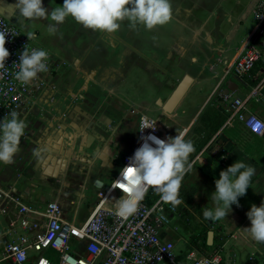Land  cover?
<instances>
[{
	"label": "crops",
	"instance_id": "obj_1",
	"mask_svg": "<svg viewBox=\"0 0 264 264\" xmlns=\"http://www.w3.org/2000/svg\"><path fill=\"white\" fill-rule=\"evenodd\" d=\"M262 1L171 0L170 20L152 29L132 27L125 19L117 30L106 32L69 16L49 32L48 24L55 23L50 18H22L17 0H0V14L23 31H34L35 48L49 53L48 68L58 67L31 81V96L19 115L26 122L19 151L10 163L0 161V189L35 210L29 213L32 229L24 228L12 224L15 206L0 200V255L5 243L19 234L32 239L43 230L46 217L41 211L49 201H59L68 220L84 221L95 201L93 192L99 189L95 181L100 180L103 189L135 151L141 115L156 121L166 117L163 137L182 132L194 145L195 128L210 124L208 115L214 113L213 123L220 119L222 124L191 160L177 206L181 203L195 212L190 206L198 205L197 214L201 207H214L215 179L237 159L255 167L251 186L228 215L208 223L198 214L196 233L205 227L213 231L210 243L207 235L209 247L201 240L199 247L189 241L180 246L177 214L173 229L163 234L174 241L182 260L194 250L220 253L222 264H264V243L241 229L250 226L246 213L251 205L264 200V135L230 117L231 102L246 98L251 87L262 83L264 94V33L259 39L262 57L255 67L242 80L232 73L255 29L256 8ZM62 3L43 0L49 10ZM186 79L190 81L184 97L168 113L165 103ZM249 108L264 120L263 102L250 100ZM82 207H87L84 214Z\"/></svg>",
	"mask_w": 264,
	"mask_h": 264
},
{
	"label": "built area",
	"instance_id": "obj_2",
	"mask_svg": "<svg viewBox=\"0 0 264 264\" xmlns=\"http://www.w3.org/2000/svg\"><path fill=\"white\" fill-rule=\"evenodd\" d=\"M0 31L8 34L5 46L10 52L5 63L0 65V119H2L5 116L10 117L12 111L20 115L22 107L32 93L31 81H36L42 72L28 83L19 82L14 75L18 70L19 54L24 47L35 48L34 38L29 40L27 32L2 14ZM263 33L264 1L256 8L255 29L243 53L233 64L232 73L236 78L244 79L261 59L262 48L259 39ZM15 62L17 63L14 65ZM262 88L263 84L258 83L250 88L246 98L234 99L231 102L230 116L243 121L252 133L260 136L264 135V120L250 110L249 102L255 100L264 103ZM145 123H153V126H156L154 129L151 128L153 131L158 128L154 118L141 115L139 127ZM139 127L136 148L140 146L142 142L140 138L145 131V129L141 131ZM130 156L125 158L123 165L127 164ZM111 198L114 196L109 197L108 191L100 194L90 206L87 218L82 222L68 220L59 201H49L41 211L46 217L43 230L32 239L21 233L15 240L5 243L0 261L8 260L15 264H222L223 257L217 252L202 255L191 250L184 260L180 259L174 241L168 234L166 236L163 234L173 229L172 222L176 214L177 218L181 217L176 205L165 203L159 198L152 205H148L142 199L135 213L121 215L115 205L109 204V201L117 202V198L114 201H111ZM0 200L13 204L17 209L12 224L17 223L24 228L32 229L29 213L35 212L34 209L11 191L0 189ZM4 208L6 210V207ZM47 252H54L55 255L47 256Z\"/></svg>",
	"mask_w": 264,
	"mask_h": 264
},
{
	"label": "clouds",
	"instance_id": "obj_3",
	"mask_svg": "<svg viewBox=\"0 0 264 264\" xmlns=\"http://www.w3.org/2000/svg\"><path fill=\"white\" fill-rule=\"evenodd\" d=\"M17 7L22 18H50L54 21L48 24L49 32H55L69 16L85 27L113 32L125 19L132 27L139 24L152 29L168 22L172 15L171 0H63L62 4L51 10L44 6L43 0H17ZM26 35L31 40L36 33L28 31ZM7 36L0 31V65L10 55L5 46ZM48 56L44 48L24 47L19 54L15 78L21 83H28L39 73L46 72ZM153 123H145L139 129H154L156 126ZM25 127V120L16 111H12L10 117L0 119V161L10 163L13 160L19 151ZM140 139L142 143L128 158L129 162L120 169L117 177L118 187L124 193L117 200L116 210L121 215L135 213L149 187L160 194L161 201L175 205L180 200L178 192L181 180L192 168L189 153L194 145L191 138L186 139L182 132L167 138L149 132ZM254 174L255 167L241 159L221 169L215 179V189L211 192L214 207H206L203 216L219 219L228 215L229 209L232 211L233 204L239 206V197L245 195L251 186ZM246 215L251 223L241 228L242 231L253 240L264 243V200L259 205L253 203Z\"/></svg>",
	"mask_w": 264,
	"mask_h": 264
},
{
	"label": "rangeland",
	"instance_id": "obj_4",
	"mask_svg": "<svg viewBox=\"0 0 264 264\" xmlns=\"http://www.w3.org/2000/svg\"><path fill=\"white\" fill-rule=\"evenodd\" d=\"M54 67L55 66H52V67L48 68L47 71H50V72H53V73L57 72L58 71V69H57L58 67H56V68H54ZM51 85L52 84H48L47 86L49 87ZM69 99H72V96H70ZM165 118L164 117H162L161 119L156 118L157 121L160 122V125H161L163 131L162 130L160 131L159 124H158V128H156L155 131L158 132V134L161 135V137L165 136L163 132H166L165 131V125H164L165 123H162L165 120ZM162 138H164V137H162ZM123 166L124 165H122L121 168ZM116 178H117V174L114 175L112 181H110L105 187H103V189H100L102 187H99V189H95V192H93L94 200H96L100 196V194H105L108 190H109L108 191L109 192V197H113L114 196V198H111V201L116 200V198L118 200L121 196H123L124 193L122 192V189H120L118 187V182H116L115 186L112 187V184L114 183ZM67 180H69L70 182H73L70 178L69 179L67 178ZM150 188H148L146 190L144 197L147 196V193H148ZM156 194L158 195L159 193L157 191H155V193L154 194L152 193L150 197L155 198ZM67 199H70L69 195H67ZM190 205H192V204H190ZM179 206L182 207L184 209L183 211L185 212V214H184V212L181 211L182 215H181V218H180V221H179V226H180L181 230L178 231V233L183 237L182 240L180 241V246L183 247V245H184V243L186 241H189L191 243V240H192L193 236L195 235L196 231L200 228V225H199V222H198V214L196 212V207L198 205L190 206L193 209V211H195L196 213L195 212H191L190 210L186 209L185 208L186 206L181 204V203H179ZM86 208L87 207H82L81 213L84 214ZM175 223H176V220H173L172 224L175 225ZM46 254H47V256H51V255L54 256L55 255L54 252H47ZM1 255H3V254H1ZM1 255H0V257H1Z\"/></svg>",
	"mask_w": 264,
	"mask_h": 264
},
{
	"label": "trees",
	"instance_id": "obj_5",
	"mask_svg": "<svg viewBox=\"0 0 264 264\" xmlns=\"http://www.w3.org/2000/svg\"><path fill=\"white\" fill-rule=\"evenodd\" d=\"M257 64V63H256ZM255 64V65H256ZM255 67V66H254ZM253 67V68H254ZM260 79V76L256 79V81H254V84H256V82H258ZM215 114H209L208 115V120H210V124H207L205 126H199L197 128H195L198 136L196 138V140L194 141V148L193 150L189 153V160L191 161L193 159V157L209 142V140L213 137V135L215 134V132L219 129V127L222 124V121L219 119L216 124L213 123L216 120V117L214 116ZM155 193V190L153 187H151L147 193V196L143 198V202H145L148 205H152L158 198L160 194H156V197H150L151 194ZM177 208H179L178 210L184 212L183 208L180 206H177V204H175ZM206 207H201L198 209V214L201 218L205 219L208 223H210L212 221L211 218H206L203 216V210ZM181 212V214H182ZM185 214V212H184ZM207 235H208V228H204L202 231L195 233V235L193 236L191 243L192 245L194 244V246L196 245L197 247L200 246V243H198L199 240H201L203 247H209V245L207 244Z\"/></svg>",
	"mask_w": 264,
	"mask_h": 264
},
{
	"label": "water",
	"instance_id": "obj_6",
	"mask_svg": "<svg viewBox=\"0 0 264 264\" xmlns=\"http://www.w3.org/2000/svg\"><path fill=\"white\" fill-rule=\"evenodd\" d=\"M189 79L184 80L179 87L172 93V95L170 96V98L168 99V101L165 103L164 108L166 109V111L168 113H170L171 111H173L175 109V107H177V105L179 104V102L181 101V99L184 97L188 85H189ZM95 184L98 187H102V182L100 180H96ZM213 239V231H209L208 233V242L210 243V241Z\"/></svg>",
	"mask_w": 264,
	"mask_h": 264
},
{
	"label": "bare ground",
	"instance_id": "obj_7",
	"mask_svg": "<svg viewBox=\"0 0 264 264\" xmlns=\"http://www.w3.org/2000/svg\"><path fill=\"white\" fill-rule=\"evenodd\" d=\"M149 132H154L155 135L161 137V135H159L158 133H156L155 131H153L151 128H145V131H144V134L143 135H146L147 133ZM162 138V137H161ZM142 143V142H141ZM118 182V181H115L114 184H112V187L115 186V183ZM109 191V190H108ZM109 193V192H108ZM111 205H115V207H117V202H112V203H109Z\"/></svg>",
	"mask_w": 264,
	"mask_h": 264
}]
</instances>
